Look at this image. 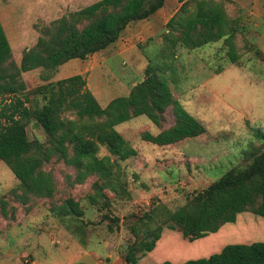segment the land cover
<instances>
[{
    "label": "rangeland",
    "instance_id": "374dc122",
    "mask_svg": "<svg viewBox=\"0 0 264 264\" xmlns=\"http://www.w3.org/2000/svg\"><path fill=\"white\" fill-rule=\"evenodd\" d=\"M98 1L0 0V19L12 49L5 68L14 72L40 38L54 35L62 18ZM198 1L202 0H166L154 15L130 24L107 49L17 78L32 111L29 141L43 150L37 153L34 148L31 154L51 157L42 169L52 175L55 194L39 198L27 193L0 160V202L6 203L5 216L0 203V264H97L107 262L115 251L126 254L128 245L151 235L149 230L158 233L161 209L175 212L231 168L251 165L253 160L244 151L264 149V0H206L209 7L219 6L233 26L240 57L234 64L224 39L201 48L182 44L169 48L167 36L175 29L167 26L169 20L183 6L186 14L194 13ZM149 65L161 67L179 107L205 132L158 146L144 141L143 133L170 131L174 109H168L161 126L145 116L133 118L116 127L129 149L126 159L119 160L120 187L96 172L77 184V170L52 152L50 136L36 121V112L46 103L40 88L82 75L105 108L112 100L127 97L146 78ZM68 148L73 155L72 146ZM108 154L103 148L100 156ZM95 184L104 185L106 198H96ZM69 200L79 207L70 210ZM245 214L264 223L263 217ZM133 226L137 236L131 232Z\"/></svg>",
    "mask_w": 264,
    "mask_h": 264
},
{
    "label": "trees",
    "instance_id": "16d2710c",
    "mask_svg": "<svg viewBox=\"0 0 264 264\" xmlns=\"http://www.w3.org/2000/svg\"><path fill=\"white\" fill-rule=\"evenodd\" d=\"M165 3L166 0H100L62 18L54 35L49 39L40 38L34 48L25 52L21 66L14 72L5 68L12 59V49L0 19V160L11 169L27 193L52 198L55 189L52 175L42 169L51 157L31 154L34 148L37 153L43 150L29 141L27 126L32 111L22 97L25 86L17 78L23 72L41 67L56 69L107 49L130 24L148 19ZM197 4L194 13L186 14L183 6L182 12L169 20L167 26L175 28L174 33L167 36L169 48L173 50L178 44L201 48L224 39L230 62L236 63L240 57L235 50L233 26L219 6L209 7L206 0ZM84 21L87 23L83 28H78ZM177 30H181L178 36L175 35ZM163 74L161 67L149 65L146 78L127 97L116 98L105 108L88 90L82 75L40 88L46 103L36 112V121L50 136L54 144L52 152L77 170V184L84 183L96 172L115 188L120 187L121 181L116 176H119L117 169L121 168L119 160L126 159L129 149L116 127L133 118L145 116L161 126L168 109H174L175 124L170 131L158 135L143 133L144 141L158 146L175 144L205 132L179 107ZM68 146H72L73 155L69 154ZM103 148L107 149L108 155L100 156ZM243 154L253 160L251 165L244 169L231 168L175 212L161 209L158 233L149 230L151 235L128 245L125 261L138 264L141 257L155 248L163 226L170 223L167 228L178 230L184 238L195 241L217 233L228 223H235L241 213L249 212L264 218V149L252 147ZM95 188L96 198H106L102 192L104 185L95 184ZM68 203L70 210L79 207L73 200ZM1 205L5 216L6 203ZM146 218L155 221L152 216L146 215ZM136 227L131 228L135 236ZM183 264H264V242L227 245L218 254Z\"/></svg>",
    "mask_w": 264,
    "mask_h": 264
},
{
    "label": "crops",
    "instance_id": "0c3cea01",
    "mask_svg": "<svg viewBox=\"0 0 264 264\" xmlns=\"http://www.w3.org/2000/svg\"><path fill=\"white\" fill-rule=\"evenodd\" d=\"M247 215L250 216L245 213L239 214L234 224L228 223L217 233L210 234L196 241H189L184 238L180 231L165 228L154 250L141 257L138 264H163L164 262L183 264L189 260L208 258L213 254H218L227 245H247L257 242L255 240L264 242V223L254 218H249ZM97 264L129 263L125 261L124 254L115 251L108 255L107 262L103 263L101 261V263L97 262Z\"/></svg>",
    "mask_w": 264,
    "mask_h": 264
}]
</instances>
